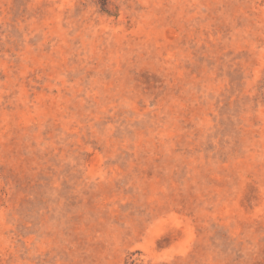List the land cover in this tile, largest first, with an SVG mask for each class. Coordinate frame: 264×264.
<instances>
[{
    "label": "rangeland",
    "instance_id": "1",
    "mask_svg": "<svg viewBox=\"0 0 264 264\" xmlns=\"http://www.w3.org/2000/svg\"><path fill=\"white\" fill-rule=\"evenodd\" d=\"M0 264H264V0H0Z\"/></svg>",
    "mask_w": 264,
    "mask_h": 264
}]
</instances>
